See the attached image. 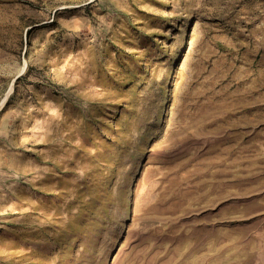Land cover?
I'll return each mask as SVG.
<instances>
[{
  "label": "rangeland",
  "instance_id": "374dc122",
  "mask_svg": "<svg viewBox=\"0 0 264 264\" xmlns=\"http://www.w3.org/2000/svg\"><path fill=\"white\" fill-rule=\"evenodd\" d=\"M0 264H264V0H0Z\"/></svg>",
  "mask_w": 264,
  "mask_h": 264
}]
</instances>
